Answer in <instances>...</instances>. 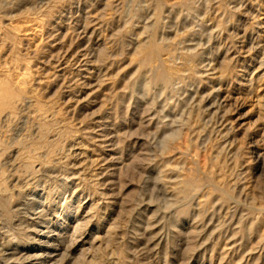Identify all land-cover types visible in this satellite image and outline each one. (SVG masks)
<instances>
[{"label":"rangeland","instance_id":"1","mask_svg":"<svg viewBox=\"0 0 264 264\" xmlns=\"http://www.w3.org/2000/svg\"><path fill=\"white\" fill-rule=\"evenodd\" d=\"M0 206V264L47 230L57 264H264V0H0Z\"/></svg>","mask_w":264,"mask_h":264},{"label":"bare ground","instance_id":"2","mask_svg":"<svg viewBox=\"0 0 264 264\" xmlns=\"http://www.w3.org/2000/svg\"><path fill=\"white\" fill-rule=\"evenodd\" d=\"M144 46V45H143ZM89 47V46H88ZM145 47V46H144ZM146 57V56H144ZM143 57V58H144ZM147 61V60H146ZM212 62V61H211ZM184 63V62H183ZM189 63V62H188ZM195 64H193L194 66ZM149 66V65H148ZM190 67V66H189ZM170 68V67H169ZM179 69V68H178ZM158 71V70H156ZM171 71V70H170ZM172 72V71H171ZM180 72V71H179ZM159 79V78H158ZM203 94V93H202ZM72 96V95H71ZM200 97V96H199ZM209 100V99H208ZM207 100V101H208ZM201 101V100H200ZM188 102V101H187ZM221 103V102H220ZM211 105V104H210ZM207 109V108H206ZM219 110V109H218ZM207 111V110H206ZM218 125V124H217ZM217 125H214V126H217ZM112 134V133H111ZM216 135V134H215ZM54 138V137H52ZM59 138V136H58ZM77 140V139H76ZM115 146V145H114ZM82 147V146H81ZM35 150V149H34ZM40 150V149H39ZM62 150V149H61ZM78 150V149H77ZM84 150V149H83ZM82 150V151H83ZM108 151V150H107ZM34 152V151H33ZM77 152V151H76ZM79 152V151H78ZM36 153V152H34ZM66 153V152H65ZM81 153V152H80ZM38 156V155H37ZM40 157V156H39ZM76 157V156H75ZM105 158V157H104ZM77 159V158H76ZM80 159V158H79ZM86 159V158H85ZM11 161V160H10ZM19 164V163H18ZM25 165V164H24ZM101 167V166H100ZM48 173V172H47ZM50 174V173H49ZM152 174V173H151ZM107 175V174H106ZM62 181V180H61ZM173 182V181H172ZM211 184V183H210ZM208 184V185H210ZM203 186V185H202ZM205 187V186H204ZM203 187V188H204ZM208 187V186H207ZM196 189V188H195ZM201 189V188H200ZM202 190V189H201ZM184 191V190H183ZM220 191V190H219ZM185 192V191H184ZM193 192V191H192ZM199 192V191H198ZM198 192H196L198 194ZM191 193V192H190ZM195 193V192H193ZM226 193V192H225ZM193 195V194H192ZM230 194H228L227 196L229 197ZM195 196V195H194ZM191 197V196H190ZM192 198V197H191ZM230 198V197H229ZM32 199V198H31ZM27 200V199H26ZM231 200V199H230ZM28 202V201H27ZM30 202V201H29ZM36 203V202H35ZM26 205V204H25ZM26 209H25V212H27L26 210H31L33 207V202L29 203L26 205ZM1 207V206H0ZM23 207H25L23 205ZM22 207V208H23ZM40 208V207H39ZM37 210V209H36ZM54 210V209H53ZM32 211V210H31ZM57 212V211H56ZM23 213V212H22ZM21 213V214H22ZM27 214V213H26ZM24 215V214H22ZM30 215V214H28ZM27 216V215H26ZM28 217V216H27ZM94 217V216H93ZM84 218V217H83ZM86 218V217H85ZM66 222V221H65ZM45 226V225H44ZM75 226V225H74ZM60 227V226H59ZM41 231V230H40ZM84 235V234H83ZM40 238L42 239L41 241L42 242V245L41 247L38 248V251L40 252V254L38 256H34V257H31V259L29 261L26 262V264H36V262H38L40 260V263L38 264H55L59 257H61L62 255V250L59 248V246L55 243H57L58 241V238L59 236L54 233V232H49L48 230L47 231H43L42 233H40ZM92 238V237H91ZM106 240V239H105ZM60 241V240H59ZM92 241V240H91ZM54 242V244L51 245V243ZM92 245V244H91ZM17 248V247H16ZM8 251V250H7ZM12 251V250H11ZM15 251V249H14ZM18 252V251H17ZM16 252V253H17ZM80 252V251H79ZM78 253V252H77ZM6 254V253H4ZM3 254V255H4ZM2 255V254H1ZM8 255V254H7ZM29 255V254H28ZM16 256V255H15ZM10 257V256H8ZM5 258V257H3ZM23 258V257H22ZM13 259V258H11ZM6 260V259H5ZM8 260V258H7ZM14 260V259H13ZM71 260V259H70ZM1 261V260H0ZM3 261V260H2ZM112 261V260H111ZM23 263V262H22ZM9 264V263H8ZM57 264V263H56ZM113 264V263H112ZM115 264V263H114Z\"/></svg>","mask_w":264,"mask_h":264}]
</instances>
